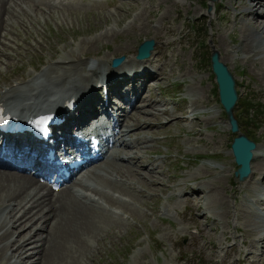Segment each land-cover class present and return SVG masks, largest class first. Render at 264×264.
<instances>
[{"label":"rangeland","instance_id":"obj_1","mask_svg":"<svg viewBox=\"0 0 264 264\" xmlns=\"http://www.w3.org/2000/svg\"><path fill=\"white\" fill-rule=\"evenodd\" d=\"M0 1V91L21 81L25 83L19 87L27 89L29 84L26 83L43 70L49 71L47 67L52 64L57 68L54 67L51 76L61 74L67 80L78 74L85 78L89 75L90 66L103 75L107 70L113 71L109 62L113 57L125 56L127 67L141 66L135 55L144 40L153 39L154 52L168 59L162 79L158 78V82L148 90L152 93L146 91V99L140 104L138 102V107L132 108L124 120L126 112L120 119L123 123L131 122V126L133 123L140 125L143 132L138 129L139 139L147 133L141 139L143 144L133 139L137 131L133 136L124 135L123 139L126 148L130 149L127 153L137 156L136 161L140 163L138 174L148 177H137L134 171L137 166L123 168L127 177L139 181L135 192L128 197L106 189L113 196L122 194L120 197L129 199V202H123L125 206L117 203L122 201L110 202L118 215L115 211L103 212L106 219L100 220L99 217L94 224L91 215L87 214L91 218L88 217L87 223L93 225H89V229H84L78 221H71L76 233L62 239L56 236L60 233V226L50 237L42 228L41 221L36 219L31 221L27 218L11 227L16 220V210H9V213H1V210L6 206L10 208L13 201L0 199V237L5 236L0 240V251L3 249L0 264H4L7 258H11V262L21 260L18 254L29 257L25 258L26 264H64L76 256L74 250L68 251L72 244L81 255L71 264H221L215 261L222 259L227 247L231 248V253L223 264H240L238 259L247 253H251L253 258L263 256L264 252L259 255L255 246H247V243L258 239L264 231V226L261 227L264 221H259L251 212L242 215L240 210L254 206L249 203L248 195L264 197V182L257 183L261 189H254L233 180L237 166L229 145L234 135L229 133L227 119L217 102L216 84L210 67V54L215 49L236 79L240 102L234 113H238L240 118V132L259 143L263 151L260 152L264 153V114H261L264 110V33L256 34L252 30V27L263 24H257L255 19L246 15L247 0H223L222 6L217 0L214 13L212 10L209 15L205 9L208 0H114L110 4L98 0H9L7 8L5 0ZM262 11V8L256 10L258 14ZM172 41L173 45L169 46ZM242 41L251 42L254 46L251 52L245 51ZM173 65L175 70L171 74L177 72L172 76L170 68ZM148 66L158 71V67ZM43 82L44 78L41 84ZM248 99L256 104L254 113L245 106ZM181 100L185 104L182 112L179 111L181 108L176 110ZM161 101L164 106H161ZM148 103L153 104L152 111L141 108ZM195 103L199 105L193 106ZM193 107L197 111L194 114L196 121L191 119ZM163 109L173 112L174 116L167 112L162 114ZM179 115L188 119L176 117ZM173 119L184 121L175 123ZM155 122L167 124L161 125L160 129L153 126ZM134 130L128 129L131 133ZM150 134L163 140H151ZM139 153H145L144 156L149 155L154 160L149 164L145 162L148 157L142 160ZM199 156L202 158L197 159ZM107 161H112V158ZM104 163L93 169L103 174ZM114 163L125 164L120 159H115ZM151 168H157L153 178H150L153 174L149 172ZM254 172L259 173L258 177L264 174V164L254 168ZM86 180L91 185L87 190L102 186L94 176L87 175ZM150 180L158 181L156 185H150ZM168 182L173 183L172 188ZM249 183L253 185L252 181ZM70 184L75 189L80 188ZM163 184L168 188L160 191ZM193 186H197L195 192L199 197L192 202L190 210H186L183 189ZM205 190L209 194H204ZM0 193L4 197L5 193ZM69 193L74 195L71 191ZM152 194L158 199L155 200ZM92 195L99 199V196ZM236 196L239 198L235 201ZM13 200V206L27 201L26 198ZM47 203L45 201L43 209L38 211L37 218L46 214ZM94 209L101 212L96 207ZM256 212L262 215L264 208ZM252 220L259 221L260 227L252 225ZM38 227L41 234L21 245ZM81 229L89 232L83 234ZM83 239L88 241L89 247L83 245ZM18 244L21 247L17 248ZM241 244L246 249L242 250ZM52 247L60 249L51 257ZM45 254L47 259L40 262L38 257L43 259ZM251 261L248 256L242 264ZM256 264H264V256Z\"/></svg>","mask_w":264,"mask_h":264},{"label":"bare ground","instance_id":"obj_2","mask_svg":"<svg viewBox=\"0 0 264 264\" xmlns=\"http://www.w3.org/2000/svg\"><path fill=\"white\" fill-rule=\"evenodd\" d=\"M222 1L220 0V6H222ZM225 1V0H224ZM230 1V0H227ZM248 1V6L247 7V12L246 15H250L251 18L255 19L257 21V24H263L261 27H258L260 25H256L257 27L254 28L252 27V30L254 33L259 34V32L264 33V0H247ZM219 2V0L217 1ZM214 3V11H215V4ZM6 3V8L8 7L9 0H5ZM0 4H2V1H0ZM233 6V5H232ZM225 7H227L225 5ZM258 8H262L263 11L258 14L256 10ZM5 15V14H4ZM172 28V27H171ZM261 34V33H260ZM185 38V36H183ZM248 40V39H247ZM180 42L182 40H179ZM174 41H172L169 46H172ZM241 43H244L242 41ZM253 45H251L250 41H247L244 43V49L246 52H251L253 49ZM173 49H170V52H172ZM161 53H155L151 55V57L148 60L145 61H139L141 63V66H132L127 67L125 65V62L123 65L119 68L113 69V71H106L105 74H100V71H96L95 68H92L91 66L88 67L89 70V75H86L85 78L84 76L82 77V74L75 75V78L71 80H67V77H64L63 75L59 74L58 77H53L52 70H54L55 65L52 64L47 67L49 71L43 70L37 77H33L31 80L28 81L29 84L28 88H20L19 86L24 84V81L17 82L10 87L6 86L4 90L1 89L0 91V107L4 109L13 110L14 112H18L19 114L22 113H31L33 112L35 114H40V113H46L47 108H52L54 107L57 113V121L53 122L50 125L49 131H50V139L48 140V144H52L53 141H56L60 139L57 144L61 145L62 143H65L68 139H72V137L77 134L79 131H81L87 124L88 120L92 117V119H97L98 118V113L104 112L107 116V118H111L110 111L108 108L110 107H117V105L110 103V100H104L101 94H98L96 91V84L102 82L106 85V89H108L109 95H114L115 97H118L119 100V105L121 104H126L132 108H137V104L141 103L142 100L146 99L144 97V91L142 92V85H147V88H151L154 83L158 82V78L162 79V75H164V72L166 71V66L168 65V59L163 58L161 56ZM221 57V55H220ZM222 58V57H221ZM222 60V59H221ZM61 62H67V61H62ZM106 62V60H104ZM75 64V62L71 63ZM152 64L153 68L158 67V71H150L146 66ZM176 65V61L174 63ZM182 65V64H180ZM52 67V68H51ZM141 67V69H139ZM185 67V66H184ZM51 68V69H50ZM57 68V67H55ZM174 69V65L170 68V75ZM184 70V69H183ZM58 72V71H57ZM127 73V74H126ZM182 74V73H181ZM123 76L122 79L118 78ZM42 77V78H41ZM71 77V76H69ZM41 78V79H40ZM44 78L45 82L41 84V80ZM72 78V77H71ZM126 79H128L130 82H125ZM37 80V82H36ZM95 81V82H94ZM130 85V86H129ZM94 87V89H93ZM144 87V86H143ZM124 89V90H123ZM10 91H13L10 93ZM150 93H152L150 91ZM108 95V96H109ZM72 101V109L68 110L65 108L64 103L66 101ZM201 100V99H200ZM60 103V105L58 104ZM181 103L176 106V110L181 111L184 107V105ZM152 105V108H151ZM193 106H197L199 104H192ZM122 106V105H121ZM145 106V107H144ZM161 106H164V103L161 102ZM141 108H145L146 111L148 109H154L153 104L148 103V105H142ZM191 108V107H190ZM130 109V110H131ZM130 110L126 113L124 116V119L127 117V114L130 112ZM186 110V109H185ZM168 113L169 116H174L173 112L163 109L161 110L162 114ZM182 112V111H181ZM187 112V111H186ZM191 112H193V116L191 119L196 121L197 117L194 116V114L197 112L195 108L193 107L191 109ZM158 113V112H154ZM153 113V114H154ZM173 114V115H172ZM165 115V116H168ZM168 116V117H169ZM176 117H182V116H176ZM175 118V117H174ZM182 119H188L187 116L182 117ZM175 123H179L180 121H177L173 119ZM182 120L181 122H183ZM116 127H119V130L121 132V136H124L126 134H129L130 136H133L135 133V142H138V144H143L144 141L141 139L147 134H142L140 137L141 139L138 138L140 134H138V129L140 132L142 131V128L140 127L139 124L133 123L131 126V122H124L117 120L116 121ZM180 122V123H181ZM153 126H157L161 129V125L164 124H159V122L153 123ZM167 124V123H166ZM165 124V125H166ZM164 125V126H165ZM124 126L129 127L130 129L134 128L135 130L131 133V131H127V129H124ZM228 126V125H227ZM25 128V127H24ZM150 129H155V128H150ZM146 131L145 129H143ZM190 130V129H187ZM147 132V131H146ZM187 134V132H186ZM138 135V136H137ZM151 136V134H150ZM179 135H176L178 137ZM27 137V132L26 131H20L17 133H10L7 134L4 138L5 144H16L19 142V140ZM132 139V140H133ZM151 140L154 141H162L163 138H157L156 136H151ZM114 144L112 145L111 153L110 156L108 157L109 159L112 158V161H107V163L104 164V173L101 175H94L97 181H101V187L100 188H91V190H87L86 188L88 185L85 183V181H82L81 179H77L75 182L80 183V189H75L76 196L72 194L70 196L69 193V187L66 189L62 188L58 192L53 193L54 191L49 188V186L46 183H39L37 182L38 179L31 175L27 174H18L14 173L10 170L6 169H0V182L2 181L0 185V192L3 191L5 193L4 197H2L0 193V199L1 201H9V200H4L10 198L11 201H13V204L6 207H2L4 210H1V213L7 212H13V210H16L14 213L15 215V222L11 225V227H14L16 225V222H20L22 220H26L27 218H30L31 221L36 219L40 220L42 224V228L44 231H46V235H49L50 237L55 235L56 228L60 226L59 231L60 233L56 236L61 237L62 239L70 235L71 233L75 234L76 230L73 228L71 225V221H78L77 223L79 225H83L85 228L84 229H89V225L93 226L92 223L94 224L97 222V220L100 218V220L106 219V216L103 214V212H108V211H113L111 209V206L109 205L110 202L112 201H122V202H117L120 206H125L123 202H129L120 197V195L124 194L126 196H130L135 192V189L138 187L136 184H138L139 181L136 182L135 179H130L127 177L122 169L123 168H131V166H137L134 171L135 174H137V177L143 176L146 177L145 174H138L140 173L138 167L140 166V163L136 161L137 156L134 153H127L130 152V149L126 148V145L120 141H117L115 139ZM131 140V141H132ZM117 141V143H116ZM130 141V143H131ZM260 145L257 144V148L254 151L253 154V159L251 161V174L250 176L244 181V187H251L253 186L254 189H261V187L257 184L258 182H264V174H262L260 177H258L259 173L256 174L254 172V168L263 166L264 164V153L259 147ZM129 148V147H128ZM260 150L262 152H260ZM141 152V151H140ZM260 153V154H259ZM141 156V159L143 160L145 157H148L145 159V162H148L149 164L154 160L151 156H144V154L139 153ZM260 157L262 159H260ZM115 159H120L122 160L121 165H116L114 163ZM259 159L258 162L257 160ZM108 160V159H107ZM142 164V163H141ZM142 164V168H143ZM141 168V169H142ZM157 168H151V170H147L153 175L156 173ZM118 173H121L123 175H120ZM115 174L116 176L113 177L112 175ZM261 174V173H260ZM136 176V175H135ZM148 177V176H147ZM141 179V178H140ZM143 179V178H142ZM144 180V179H143ZM141 180V181H143ZM158 180H150L151 184L150 185H156ZM173 181V179H171ZM235 181V180H234ZM250 181L253 182L249 183ZM238 182V181H235ZM5 183V185H3ZM171 183L173 187L172 182ZM239 183V182H238ZM198 184V183H196ZM247 185V186H246ZM162 189L160 191H163L164 189L166 190L168 186L166 184L161 185ZM197 187V186H196ZM196 187H188V189H183L184 191V198L183 202L185 203V209L190 210V205L192 202H194L197 199V196L199 197V194L195 192ZM252 188V187H251ZM106 189H111L112 191H118L122 194L119 196L115 197L113 195H110L106 192ZM221 189V188H220ZM44 190V192H43ZM209 190V189H208ZM252 190V189H248ZM42 191V193L39 194V192ZM141 193H145L143 190H139ZM204 194H209L208 191H204ZM60 194V196H58ZM92 194L99 196V199H96ZM244 194V192H242ZM57 195V196H56ZM80 195L81 197H79ZM154 199L157 200V196L152 194ZM208 196V195H207ZM218 196V195H217ZM239 196V195H238ZM236 196L234 199L235 201L237 198ZM17 198H23L27 199L26 202H22V204L18 206H13L15 204V200ZM173 199V198H171ZM224 199V198H223ZM249 203H253V207H247L245 208L247 211H242V215L247 214V212H251L253 216H256L259 218V221H264V214L260 215L256 211L259 209L264 208V197L263 198H257L253 196L252 194L248 195ZM45 201H48V203L45 205L46 214L43 215L42 218H37V214L39 210H42L45 204ZM88 204H87V203ZM228 203V202H227ZM228 205V204H227ZM96 207L99 209L101 212L97 211L94 209ZM32 208H37V209H32ZM18 211V212H17ZM228 212V211H227ZM237 212V211H236ZM22 213V214H21ZM56 213H59L56 215ZM65 213V215H64ZM20 214V216H19ZM87 214L91 215L93 221L92 223H87L89 222V218L86 216ZM116 214V213H115ZM13 215V216H14ZM64 215V216H63ZM118 215V214H116ZM44 216H52L51 219L44 218ZM109 218V217H108ZM251 218V217H250ZM254 218V217H252ZM91 220V218H90ZM258 221V222H259ZM82 224H81V223ZM258 222H255L252 220L251 224L260 227V224ZM59 223V224H58ZM260 223V222H259ZM100 224V222L98 223ZM264 225L262 224L261 227ZM6 227V226H5ZM8 228V227H7ZM10 228V227H9ZM81 228V227H79ZM78 228V229H79ZM41 228L38 227L37 230H35L32 233H29L28 237L25 238V240L21 243L28 242L29 238L37 237L39 236ZM77 229V231H78ZM81 229V233L84 234L89 232V230H84ZM40 230V231H39ZM8 231V230H7ZM10 231V230H9ZM199 233V231L197 230ZM197 233V234H198ZM4 234V233H2ZM200 234V233H199ZM4 237H0V240L4 239ZM7 239V238H6ZM48 239V238H47ZM56 239V238H55ZM60 240V238H58ZM68 239V237H67ZM41 240V239H40ZM58 240V241H59ZM16 240L14 239V242ZM44 241V240H43ZM46 241V239H45ZM84 243L83 245L86 247H89L88 241L83 239ZM49 242V241H48ZM55 242V241H54ZM53 242V243H54ZM45 243V242H44ZM50 243V242H49ZM48 243V244H49ZM57 243V242H55ZM255 243V245H254ZM257 243V245H256ZM47 244V246H48ZM245 245V243L243 242ZM7 245V244H6ZM5 245V247H7ZM10 246V243L8 244ZM21 245H17V248L21 247ZM46 245V244H45ZM56 245V244H55ZM8 246V247H9ZM59 246V245H58ZM247 246L254 247L257 249L259 252V255H261L262 252H264V231L258 235V239L255 241L254 239L248 241ZM4 247V246H3ZM43 247V246H42ZM73 244L70 245L68 248V251L74 250L76 253V256L73 257V260L70 261H65L64 264H71L73 263L74 260L78 259V257L81 255L78 253V250L73 248ZM16 248V249H17ZM53 248V247H52ZM44 249V248H42ZM41 249V250H42ZM53 249L56 251L53 252ZM51 251L50 256L52 257L53 255H56L57 252H59V247H54ZM3 250V249H2ZM1 250V251H2ZM0 251V253H1ZM18 251V250H17ZM45 251V250H42ZM39 253V252H38ZM41 253V252H40ZM229 253H231V248L227 247L224 253V256L220 260H216L215 263H221L223 264L225 262V259L229 258ZM22 254V252H21ZM19 258L21 260L18 261H12L11 258L6 260L4 264H26L25 258L29 257H23L22 255L18 254ZM249 256V260L252 259L250 264H256L258 262H261L263 260V256L259 258H253L251 253H247L243 256V258L238 259V263H242L246 260V258ZM262 258V259H261ZM39 261L41 262L44 259H47V255L43 257V259L39 258ZM45 261V260H44ZM21 262V263H20ZM61 262V261H60Z\"/></svg>","mask_w":264,"mask_h":264},{"label":"water","instance_id":"obj_3","mask_svg":"<svg viewBox=\"0 0 264 264\" xmlns=\"http://www.w3.org/2000/svg\"><path fill=\"white\" fill-rule=\"evenodd\" d=\"M214 1V0H210ZM211 7H209L210 9ZM154 47V40H145L138 47L137 59L143 60L148 58ZM124 56L119 58H114L112 61V66L116 67L124 60ZM211 69L215 75L216 84L219 90L220 102L227 114L228 121L230 123V128L232 132L238 131L237 122L233 116V108L237 101V93L235 91V81L234 77L229 71L228 67L220 61V56L217 51L211 54ZM232 153L236 164L239 166L234 173V177L243 181L246 179L250 170V160L252 159V151L256 148L253 141L246 138L244 134H240L238 137L234 138L232 142Z\"/></svg>","mask_w":264,"mask_h":264},{"label":"trees","instance_id":"obj_4","mask_svg":"<svg viewBox=\"0 0 264 264\" xmlns=\"http://www.w3.org/2000/svg\"><path fill=\"white\" fill-rule=\"evenodd\" d=\"M245 106H246L247 109H250V111H252V113H254L255 109L253 108V106L255 107L256 105L252 103V100L251 101L249 99L246 100Z\"/></svg>","mask_w":264,"mask_h":264}]
</instances>
